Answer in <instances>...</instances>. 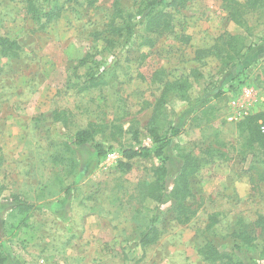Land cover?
<instances>
[{
    "label": "rangeland",
    "instance_id": "1",
    "mask_svg": "<svg viewBox=\"0 0 264 264\" xmlns=\"http://www.w3.org/2000/svg\"><path fill=\"white\" fill-rule=\"evenodd\" d=\"M116 1L124 20L137 24L145 0L94 7L52 0L61 11L45 25L23 0H0V38L18 47L16 55L0 53L7 264H222L204 261L200 249L230 254L238 223L252 232L264 219V151L238 129L254 115L259 129L264 123V0H232L240 25L230 18L231 0H164L170 32L156 38L136 26L108 45L102 39ZM152 118L168 139L161 157L148 133ZM88 127L89 143L72 145ZM142 147L149 156L122 158ZM186 155L196 167L185 202L193 215L181 223L173 201L147 197L153 172L163 164L172 184ZM12 196L33 207L24 221L4 212ZM150 225L159 237L142 246Z\"/></svg>",
    "mask_w": 264,
    "mask_h": 264
},
{
    "label": "trees",
    "instance_id": "2",
    "mask_svg": "<svg viewBox=\"0 0 264 264\" xmlns=\"http://www.w3.org/2000/svg\"><path fill=\"white\" fill-rule=\"evenodd\" d=\"M52 0H23L26 6L27 13L32 19H44L43 24H47L55 19L61 11V7H52ZM77 0H64V2H76ZM84 4L88 7H94L98 0H83ZM253 0L252 3H255ZM228 4H233L232 13H230V18L237 24H242L240 21L241 10L236 2L230 1ZM164 0H145V4L138 6L136 12L138 22L137 24H130V21L124 20L121 10L118 9V3L114 4V15L112 21L107 26L104 32V38L102 39L106 44L110 45L112 42L111 38L121 36L122 33H126L127 36L131 37L136 26H143L144 31L147 35L152 37H162L164 34L170 32L171 30V17L168 12H165L162 8L165 6ZM235 6V7H234ZM131 17V16H129ZM133 18V17H131ZM129 18L128 20H130ZM119 22H116V21ZM121 24V25H119ZM149 42L150 39H149ZM150 44V43H149ZM18 47L15 42L8 40L7 38H0V53L2 56H12L16 55ZM91 74H88L87 81H92ZM179 89H183L179 86ZM162 96L159 98L155 105V110L163 104ZM155 116V115H154ZM153 116V117H154ZM260 115H254L245 118L238 124V129L242 132L247 133V141L251 146H256L257 148L264 151V134L261 133L257 121ZM150 122L148 129L149 136L152 141L158 145L154 152V156L161 157L163 155V148L167 145L168 139L161 137L158 134V128ZM176 129L171 130V136L177 134ZM93 128L88 127L84 130H79L71 137L72 145L76 147H82L89 143L93 137ZM96 151L99 157H101L104 152L99 145L96 146ZM150 155V150L148 148L142 147L137 150L128 149L124 150L122 153V158L125 161H131L137 157H147ZM182 165L179 167V171L176 176V181L172 184L168 178V171L166 167L162 164L153 172V181L150 183L148 199L157 201L158 204L163 202V198H167L175 203V210L178 211L180 216L179 219L181 223H185L189 220V216L193 212L191 207L185 204L186 200L191 196L190 189V177L193 176L195 172V165L192 163L189 155L184 157L182 160ZM127 163H120L121 167H125ZM32 205L22 201L16 196H12L10 199L9 207L4 206V212L6 209L9 211H16L19 215H22L23 220H25V215L32 209ZM214 223H210L209 227L213 226ZM253 225H256V230L248 232L250 228L245 225L242 221L238 223V228L234 231V240L230 245V254L220 253L216 247L211 244H206L203 246L199 254L204 261L208 262H220L222 264H255L256 260L264 264V219L259 217ZM252 225V226H253ZM159 235L158 230L153 225H150L144 234L141 235L140 244L142 246L150 245L157 241ZM258 251V259L253 256L252 249ZM8 254L5 251H0V264H7ZM253 262V263H252Z\"/></svg>",
    "mask_w": 264,
    "mask_h": 264
},
{
    "label": "built area",
    "instance_id": "3",
    "mask_svg": "<svg viewBox=\"0 0 264 264\" xmlns=\"http://www.w3.org/2000/svg\"><path fill=\"white\" fill-rule=\"evenodd\" d=\"M260 131H261V133L264 134V123H261L260 124Z\"/></svg>",
    "mask_w": 264,
    "mask_h": 264
}]
</instances>
